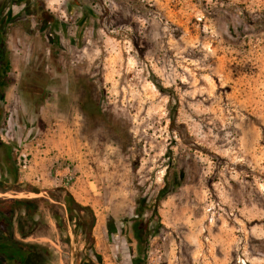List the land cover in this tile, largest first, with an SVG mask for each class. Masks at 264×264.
I'll return each instance as SVG.
<instances>
[{"label": "rangeland", "instance_id": "374dc122", "mask_svg": "<svg viewBox=\"0 0 264 264\" xmlns=\"http://www.w3.org/2000/svg\"><path fill=\"white\" fill-rule=\"evenodd\" d=\"M37 2L19 41L0 43L18 56L0 198L63 188L92 210L103 262L117 239L126 262L264 264V0ZM139 209L152 232L140 252ZM37 220L25 241L79 264L73 227L63 244L44 205Z\"/></svg>", "mask_w": 264, "mask_h": 264}, {"label": "trees", "instance_id": "16d2710c", "mask_svg": "<svg viewBox=\"0 0 264 264\" xmlns=\"http://www.w3.org/2000/svg\"><path fill=\"white\" fill-rule=\"evenodd\" d=\"M4 38L0 33V43ZM9 52L0 48V103L3 101L4 91L12 82L7 76L10 71ZM87 100L79 105L82 111L87 112ZM2 143L0 142V146ZM0 183V188H4ZM15 192L35 191L30 186H13ZM51 201H50V200ZM49 199L35 198H0V264H50L51 253L40 244L26 242L25 240L36 232L38 224L37 216L41 205L49 211L56 222L57 230L61 236L62 243H68L67 224L73 227L74 235H80L83 242L87 243L84 253L79 255V264H99L91 260L98 257L93 251L92 228L94 226V215L88 206H82L75 202L71 194L63 188H56L49 192ZM137 219L131 225L133 240L137 244L138 252L141 245L146 241L150 233L146 223L141 221L142 209L136 212ZM16 235H19L17 237ZM88 252V253H86Z\"/></svg>", "mask_w": 264, "mask_h": 264}, {"label": "crops", "instance_id": "0c3cea01", "mask_svg": "<svg viewBox=\"0 0 264 264\" xmlns=\"http://www.w3.org/2000/svg\"><path fill=\"white\" fill-rule=\"evenodd\" d=\"M41 12L42 9L40 7V4L37 2V0H0V33L4 35L3 38L5 43L9 45L11 42L19 41V37L17 35L18 31L14 32V30H16L17 28L22 30L24 26L23 22L26 19L30 18L31 20H33L34 18H37V16L39 17V14ZM7 50L9 51L10 48L7 47ZM10 55L12 56L10 60V65L18 63V56H15L17 54H13L11 52ZM10 97H12V90L11 87H7L4 93V100H7V98L10 99ZM111 242H112L111 244H115L114 246L115 249L112 250L111 253L109 252L106 253V251L109 250L108 249L105 250V247L102 246L103 248L102 254L108 257L107 258L108 260L106 262H103L104 259L101 258L102 256L94 249V254L98 257L99 264H111V263L113 264L116 262L119 264H141L139 260L134 258L132 260L130 259V261L127 262L123 258H118V255H120L119 253L122 254L125 249L123 241L113 239ZM118 244H120L121 246L120 248ZM130 245H134V244H130ZM135 246L137 249V244ZM99 249H101V247H99Z\"/></svg>", "mask_w": 264, "mask_h": 264}, {"label": "built area", "instance_id": "2783aa9c", "mask_svg": "<svg viewBox=\"0 0 264 264\" xmlns=\"http://www.w3.org/2000/svg\"><path fill=\"white\" fill-rule=\"evenodd\" d=\"M25 167V165H23V168ZM150 264H156L155 263V260H150V262H149Z\"/></svg>", "mask_w": 264, "mask_h": 264}, {"label": "flooded vegetation", "instance_id": "af4514ba", "mask_svg": "<svg viewBox=\"0 0 264 264\" xmlns=\"http://www.w3.org/2000/svg\"><path fill=\"white\" fill-rule=\"evenodd\" d=\"M2 2H4V1H2ZM78 90V89H77ZM87 91H88V88H87ZM85 93H86V91H85ZM80 104V103H79Z\"/></svg>", "mask_w": 264, "mask_h": 264}]
</instances>
